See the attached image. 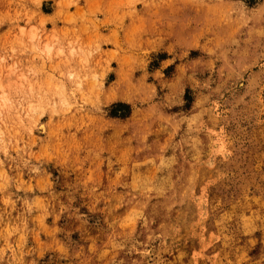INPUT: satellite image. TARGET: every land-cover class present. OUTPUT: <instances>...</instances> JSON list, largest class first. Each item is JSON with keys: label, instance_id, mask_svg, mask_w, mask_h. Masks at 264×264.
I'll use <instances>...</instances> for the list:
<instances>
[{"label": "rangeland", "instance_id": "rangeland-1", "mask_svg": "<svg viewBox=\"0 0 264 264\" xmlns=\"http://www.w3.org/2000/svg\"><path fill=\"white\" fill-rule=\"evenodd\" d=\"M0 264H264V0H0Z\"/></svg>", "mask_w": 264, "mask_h": 264}, {"label": "trees", "instance_id": "trees-1", "mask_svg": "<svg viewBox=\"0 0 264 264\" xmlns=\"http://www.w3.org/2000/svg\"><path fill=\"white\" fill-rule=\"evenodd\" d=\"M124 105H125V104L114 103V104L112 105V110H116V108H117V107H120V106L124 107ZM112 115L115 116V117H116V116L118 117V115H116V113H114V114L112 113Z\"/></svg>", "mask_w": 264, "mask_h": 264}, {"label": "bare ground", "instance_id": "bare-ground-1", "mask_svg": "<svg viewBox=\"0 0 264 264\" xmlns=\"http://www.w3.org/2000/svg\"><path fill=\"white\" fill-rule=\"evenodd\" d=\"M41 129H42V127H41Z\"/></svg>", "mask_w": 264, "mask_h": 264}]
</instances>
